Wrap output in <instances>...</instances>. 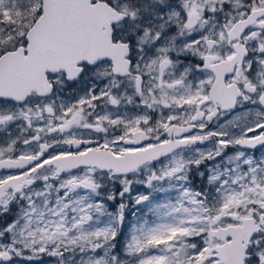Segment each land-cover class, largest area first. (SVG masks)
I'll return each instance as SVG.
<instances>
[{
  "label": "snow or ice",
  "instance_id": "6c2138e0",
  "mask_svg": "<svg viewBox=\"0 0 264 264\" xmlns=\"http://www.w3.org/2000/svg\"><path fill=\"white\" fill-rule=\"evenodd\" d=\"M0 264H264V0H0Z\"/></svg>",
  "mask_w": 264,
  "mask_h": 264
}]
</instances>
